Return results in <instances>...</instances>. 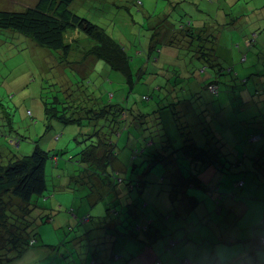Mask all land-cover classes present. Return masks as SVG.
Here are the masks:
<instances>
[{
	"label": "trees",
	"instance_id": "1",
	"mask_svg": "<svg viewBox=\"0 0 264 264\" xmlns=\"http://www.w3.org/2000/svg\"><path fill=\"white\" fill-rule=\"evenodd\" d=\"M72 1L37 0L33 6L22 10H0V30L10 34L8 39L4 37L1 46L13 44L19 47L24 44L23 38L27 37L42 48L64 53L69 48L64 42L65 34L70 30H77L95 42L90 53L97 55L96 58L105 62L110 69L129 77L127 57L100 27L69 9ZM168 11L171 14V9ZM170 14H164L165 17L160 22L161 28L152 27L147 50L152 53L159 49L158 44L163 43L179 44L190 53V64L192 65V61L197 63L199 75L209 77L205 89L218 103L220 100L227 101V95H230L229 104L255 105L252 114L254 118L250 122L251 133L247 135L246 143L258 144L255 154L249 159L252 163L250 173L254 174V170H257L264 175V95L257 90L250 98L249 95H236L235 90L241 91L245 87V78L239 81L238 87L227 85V92L220 93L217 79L228 76L230 80H235L236 76L217 60L218 33L208 26L194 28L188 18L169 21ZM254 36L256 34L252 35L251 42H255ZM240 60L244 61L245 56H241ZM68 83L66 81L65 84ZM65 88L69 93L62 94L64 92L60 91L54 95H40V100L47 122L46 129L50 128L52 120L62 125L75 124L77 127L73 140L79 146L78 150L65 160L70 168L69 172L66 168L61 169L59 164L60 157L65 153L63 150L40 148L39 142L34 141L31 152L23 154L13 152L9 143L6 146L0 143V264H8L20 258L22 252L36 243L37 225L51 221L55 214L63 210L60 207L54 210L50 205L54 192L63 189L71 193L72 203L66 212L72 219L74 217V224L63 228V239L56 247L70 245L72 249L68 254L74 251L76 255V259L74 257L66 264H96L98 259L111 264L112 260L119 258L118 247L121 248L125 241L153 247L154 243L165 240V251L173 249L169 248L168 243L178 244L176 237H179L180 234L177 233L184 228L183 224L180 227H169L159 218L145 222L143 219L146 216L143 218L144 208L138 202L139 196H127L135 188H142L144 181L132 176L121 178L118 174L121 169L118 165L120 160L117 143L113 139L121 136L120 130L127 134L126 145L131 150V170L134 171L139 165L143 166V172L156 164L168 167L161 180L167 182L169 189L166 192L171 208H175V217L178 216L181 222L187 221L186 217L198 202L188 194V189L195 188L205 192L207 186L201 180L202 172L214 167L228 174L233 164L241 165V161L246 159L243 150L237 152L238 155L227 150L225 142L215 132L204 131L203 138L200 140L198 137L196 142L188 128L197 123L195 115L186 111L177 95H173L170 100L159 98L152 110L145 111L136 103L125 106L122 100L114 101L113 95H102L97 89L76 92L71 83ZM149 99L148 96L141 97L144 102ZM162 100L165 102L160 103ZM227 102L224 103L228 104ZM27 113L30 114L29 111ZM167 128L180 140L178 146L172 145ZM9 131L13 135L8 139L11 144L19 145L26 138L12 126ZM255 136L257 139L251 141L250 138ZM139 157L142 159L136 162ZM47 162L54 175L49 191L45 173ZM63 179L65 182L61 183ZM232 180L226 196L234 199L235 189L241 188L243 181L235 177ZM98 182L105 184L102 186L103 193L94 186ZM239 182L242 184L238 185ZM117 184L121 187L118 188ZM138 189L136 190L139 192ZM104 194L108 196L105 213L96 220L90 209ZM145 223L148 224L146 230L142 229V224ZM137 227L142 230H137ZM261 238L264 236L252 237L248 241V251L254 250L255 246L264 247L260 244ZM183 259L186 258L181 260ZM187 261L190 262L189 259Z\"/></svg>",
	"mask_w": 264,
	"mask_h": 264
},
{
	"label": "rangeland",
	"instance_id": "2",
	"mask_svg": "<svg viewBox=\"0 0 264 264\" xmlns=\"http://www.w3.org/2000/svg\"><path fill=\"white\" fill-rule=\"evenodd\" d=\"M36 1L0 0V10H22L25 7L33 6ZM137 1L139 3L134 0H73L69 5L72 12L96 24L119 47L128 59L129 77L123 76L117 70L110 69L105 62L96 58L97 55L90 53L89 50L95 45V42L77 30H70L65 34L64 42L68 44L69 48L64 53L42 48L27 37L23 38L24 44L19 47L13 44L1 46V41L5 40L4 37L8 39L10 34L0 30V143L5 144V146L9 143V148L13 152L23 154L31 152L34 141L39 142L40 148L63 150L65 153L60 157L59 164L61 169L66 168L69 172L70 168L65 164V160H67L68 155H72L78 150L79 146L73 140L77 127L75 124L62 125L52 120L50 121V128L46 129L47 122L44 118L40 95H54L60 91L64 92L62 94L69 93L65 87L71 83L76 92L91 88L97 89L102 95H113L114 101L122 100V104L125 106L136 103L141 107L140 109L145 111L152 110L159 98L170 100L173 95H177L186 111L195 115L197 123L188 128L192 131V136L196 142L198 137L201 140L203 138L202 133L208 130L215 132L225 142V148L234 153L242 151V147L247 150L249 146L256 147L258 145L246 143L247 135L251 133L250 122L254 118L252 117L254 104L249 103V106L241 105L243 103L239 105L236 103L229 104L230 95H227L228 102L222 98L228 104L222 100L218 103L215 97L211 96L205 89L206 83L210 80L209 77L199 75L197 63L192 61L194 67L190 64V53L185 51L182 46L179 44H158L159 49L149 53L147 44L152 27L161 28L160 22L163 21L164 14L167 12L170 14L168 10L171 9V16H168L169 21L188 18L194 28L208 26L218 33L217 60L225 69H231L236 76L235 80H230L228 76H221L217 79L220 93L227 92L225 89L227 85L238 87L239 81L245 78V87L241 91L235 90L236 95L246 97L249 95L250 98V95H254L255 90L264 95V0ZM255 34V42H251L250 39ZM241 56H245L244 61L240 60ZM66 81L69 83L65 84ZM63 84H65L64 87ZM142 96H148L150 99L144 102L141 100ZM162 102L165 101H160V103ZM28 111L30 112L29 115ZM7 113L10 115L7 116ZM7 118L9 120H6ZM10 126L18 134L26 136L19 142V145L11 144L8 140L13 137L9 131ZM167 130L170 138H172V145L178 146L180 140L173 136L174 134L169 128ZM120 133H122L120 137L113 139L117 143L118 158L122 163V168L118 170V174L121 178L126 179L132 176V178H142L144 181L142 188H135V190L127 193V196L130 198L139 196L138 202L144 208L143 215L145 213L148 215V217L143 216L145 222L155 218L164 220L167 225L170 224V221H178L179 217H175L176 210L171 208V202L166 192L169 189L167 182L161 180L165 176V169L168 167L163 168V165L156 164L147 172H143V166L139 165L134 171L131 170V150L126 145L127 134L123 130H120ZM141 159V157L137 158L136 162ZM241 172V170L235 169L229 171L228 174L223 172L222 175L225 177L231 175V181L232 178L238 177ZM45 173L47 191H49L54 175L48 162ZM200 176H204V174L201 173ZM254 176L256 179L254 182L261 183L259 186L264 190V183L262 182L264 175L257 170H254L253 175L248 173L243 176L246 184ZM164 179L167 180V178ZM64 182L65 179L61 180V183ZM104 185L99 182L94 184L96 190L102 193L104 192V187H102ZM117 187L120 188L121 185L117 184ZM249 196L253 200L256 198L255 195ZM258 196L262 197L263 193L260 192ZM56 198L58 199V195ZM107 198L106 194L102 195L101 199L91 207L90 212L96 220L97 217L105 213ZM259 200L263 201L262 198ZM60 202L63 206L69 204V202L61 200ZM166 204L167 210L164 206ZM203 206L202 202L197 203L195 220L191 219V223H188V220L182 222L184 228H181L177 234L184 236V232L187 231L188 239L184 242L183 238L179 236L176 237L177 245L168 243L170 249L174 245L176 246L174 250L181 248L186 258L180 260L178 257L175 264H197L200 262L199 259L205 257L206 252V255H210L212 252L207 240L210 237L209 242L214 238L217 240L215 232H217L218 227L212 219L209 222L203 219L202 223H198ZM220 206L215 207V215L218 214L217 208ZM176 209L179 210L178 207ZM63 212L62 210L55 214L51 223L43 222L37 225L38 240L41 238V241L46 245H59L63 239L62 230L68 218V213H66L65 221L62 222ZM191 215L193 214L191 213ZM256 216L257 214L251 216V218H255V222ZM58 222L61 225L59 227L54 226ZM142 225H144L142 229L148 226L147 223ZM246 225L245 223L244 226ZM193 228H195V232ZM136 229L142 230L140 227ZM253 229L254 227L251 229L234 227L230 232L231 235L233 234L238 238L250 236L256 230L264 232L262 226ZM196 231H200L202 237H198ZM222 231L226 233L224 229ZM134 245L137 246L138 244L129 241L128 248H124L123 251L122 247L119 246L120 260H112L111 264H142L145 256L138 254ZM216 245L217 247H215ZM215 246L213 254L220 258V263L215 262V264H232L228 258L231 255L228 253L230 250L226 248L224 251L222 244H215ZM234 246L241 248L238 243ZM145 248L151 251L154 249V247ZM254 250H256L255 261L245 260L241 261V264H264V247L255 246ZM34 252L37 253V249L31 247L22 252L20 258L8 264H48L46 262L48 259H45L44 262L42 260L34 262L31 255ZM168 255L171 256L172 254ZM194 257L196 259H193ZM159 258L164 264L165 258L161 256H158L157 262L154 260L152 264L155 262L160 264ZM187 258L198 262L190 263ZM53 259L52 257V262L49 264H66V262H53ZM148 260L149 258H145L143 261L147 262ZM96 264H108V262L98 259Z\"/></svg>",
	"mask_w": 264,
	"mask_h": 264
},
{
	"label": "crops",
	"instance_id": "3",
	"mask_svg": "<svg viewBox=\"0 0 264 264\" xmlns=\"http://www.w3.org/2000/svg\"><path fill=\"white\" fill-rule=\"evenodd\" d=\"M163 7H165V6H163ZM250 145H252V144H250ZM241 149L245 153L246 159L241 161V165H239V163L238 164L235 163V164H233L234 167L231 166L232 167L231 170L239 169L242 171L239 174V176L236 177V179L243 181V186L241 188L235 189L234 199H231L230 197L226 196V194L230 190V184L233 181L232 180L233 178L230 181V178L232 176L228 175L227 177H225L224 175H222V173H223L222 171L217 170L214 167L207 168L204 172H202L204 174V176H200L202 182L205 184V186H207L205 189V192H203L200 189H195V188L188 189V194L192 193L190 195L194 196L198 202H202L204 204V206L202 208V212H201V218H200L198 223H202L204 220L209 222V220L212 219L214 222L217 223V227H218L217 232H215V235L217 236V240H218V238L222 237L218 241L215 240V238H214L211 242H209V240L211 239V237H210L207 240L208 243L210 244V245L209 244L208 245L212 248V252L210 253V255H206V253H207L206 252L204 255L205 257L199 259V261H200L199 263H197L198 261H195V260L192 261L189 259L191 263L215 264V262H219L220 258L213 254V248H214L215 244H218V245L222 244L225 246V247L222 246L224 251L226 248H228L227 250H230L228 252V253H231V255L228 257L230 260V263L241 264V261L236 260L235 257L238 254H246L247 252H249L248 251V248H249V242L248 241L254 236H258V235L264 236V232H260L257 230L252 232L250 236H247L244 238H238L237 236H234L233 234L231 235V232H230V230H232L234 227L249 228V229H251V227H254V229H256L257 226L264 227V190H262L260 188L261 186H259V184H261V183L254 182L256 180L255 176L253 178L251 177L250 181H248V184H246V181L244 180V177H243L246 174L251 172L252 163L249 161V159H250V157H252L255 154L256 147L249 146L247 150L245 147H242ZM238 153H236V154L238 155ZM118 165H119V168H122L121 162ZM242 173H244V174H242ZM227 178L229 179V181ZM263 187H264V185H263ZM214 189H215V191H214ZM193 190H195V192H193ZM260 192L263 193L262 197L258 196V194ZM57 195H58V199L56 198ZM249 195H255L256 198L253 200L250 198L251 196H249ZM218 198H220V199H218ZM242 198H245V199H242ZM260 198H262L263 201H260L259 200ZM51 200H53V201H51ZM60 200L63 202H69V204L67 203V204H65V206H63V204L60 202ZM50 201H51L50 205L52 206V209L55 210L59 206L61 209L64 210V212H63L64 217L62 218V222L65 221V214L67 213L66 209L68 207H70L71 203H72L71 202V193L69 192V190H64V189L60 190V191L56 190L54 192V196L51 197ZM254 201H256V202H254ZM250 202H251V205H249ZM55 203H56V205H55ZM164 206H165V209L167 210L168 209L167 204ZM216 206H220V208H217V211L221 212L220 214H217V215L214 214V210H215ZM196 208H197V204L195 205L193 210L190 212V214L186 217V220L189 221L188 223H191L190 222L191 219L195 220ZM191 213L193 215H191ZM255 214H257L256 222L254 221L255 218H251V216L255 215ZM145 216L147 217L148 215H146V213H145ZM67 217L68 218H67V222H66L65 226L74 224V217L72 219L71 218L72 216H70V214H67ZM49 222L51 223V221H49ZM245 223L247 224L246 226H244ZM181 224H182V222L179 219L178 221H176V220L172 221V222L170 221V224H168V225H169V227H176V226L178 227ZM60 225H61L60 222H58V224H56L54 226H60ZM206 226H208V224H206ZM193 229L195 232V228H193ZM222 229H224L226 231V233H223ZM184 233H185L184 236L181 234L179 236H181V238H183V240L185 242V240L188 239L187 238V231ZM197 236L202 237V233L200 231L197 232ZM41 240H42L41 238H40V240L37 239L36 243L32 246V247L37 249V253L34 252L31 254L33 256L34 262H36L38 260H39V262L41 260L44 262L45 259H48L46 262H48V264H49L50 262H52V257L54 258L53 262H59V263L71 262L74 257L76 259V255H75L74 251L72 252V254H68V253H71V249H72V247H70V245L64 244V246L63 245H60L59 247L53 246L51 248L50 246H52V245H46ZM128 242L129 241L124 242V244L122 246V251L124 248L127 247ZM166 242L167 241L164 240L162 242L161 241L157 242V244L154 243L153 244V247H154L153 251H151L150 249L147 250L145 247L140 245L141 243L137 242L136 244H138V245L137 246L134 245L136 247L137 253L145 256L143 258V260L145 258H149V260L147 262H144L142 260V264H152L153 261L158 258V256L165 258L164 264H175V261L178 257H180L179 258L180 260L182 258H185L184 254L182 253L181 248H180V250L179 249L174 250V248L176 246H174L172 250L165 251V249H163V246L166 244ZM236 243L240 244L241 248L235 247L234 245ZM48 247H50L51 252H50V250H48ZM149 247H151V246H149ZM215 247H217V245ZM45 250H47V251H45ZM170 253L172 254L171 256L168 255ZM44 255H46V256H44ZM117 256L119 258L115 261L120 260V256L119 255H117ZM186 256L189 257L187 254H186ZM193 259H196V258L194 257ZM88 261H89V259H88ZM158 261H160V264H163V263H161L160 258L158 259ZM202 261H203V263H202ZM156 262H157V260H156Z\"/></svg>",
	"mask_w": 264,
	"mask_h": 264
},
{
	"label": "clouds",
	"instance_id": "4",
	"mask_svg": "<svg viewBox=\"0 0 264 264\" xmlns=\"http://www.w3.org/2000/svg\"><path fill=\"white\" fill-rule=\"evenodd\" d=\"M255 251L256 250H250L249 252H247L246 254H238L235 259L238 261H255L256 256H255Z\"/></svg>",
	"mask_w": 264,
	"mask_h": 264
},
{
	"label": "built area",
	"instance_id": "5",
	"mask_svg": "<svg viewBox=\"0 0 264 264\" xmlns=\"http://www.w3.org/2000/svg\"><path fill=\"white\" fill-rule=\"evenodd\" d=\"M136 2L139 3V1H137V0H136ZM242 59H244V57H243ZM255 139H257V136H255V137H251V138H250L251 141H253V140H255ZM241 184H242L241 182L238 183V185H241ZM85 220H86V219H85ZM171 244H173V242H171ZM260 244H261L262 246H264V238H261V239H260Z\"/></svg>",
	"mask_w": 264,
	"mask_h": 264
}]
</instances>
